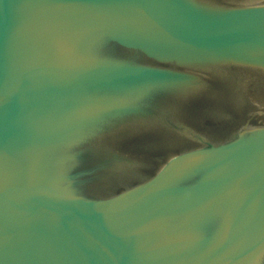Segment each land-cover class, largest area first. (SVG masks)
Instances as JSON below:
<instances>
[{
  "label": "water",
  "instance_id": "95a60500",
  "mask_svg": "<svg viewBox=\"0 0 264 264\" xmlns=\"http://www.w3.org/2000/svg\"><path fill=\"white\" fill-rule=\"evenodd\" d=\"M235 1L0 0V264H264L263 131L228 152L134 144L145 173L91 144L96 124L139 112L119 95L189 80L159 67L264 63V4ZM205 98L174 126L235 111Z\"/></svg>",
  "mask_w": 264,
  "mask_h": 264
},
{
  "label": "rangeland",
  "instance_id": "374dc122",
  "mask_svg": "<svg viewBox=\"0 0 264 264\" xmlns=\"http://www.w3.org/2000/svg\"><path fill=\"white\" fill-rule=\"evenodd\" d=\"M248 58L250 57L248 56ZM260 59L262 60L263 58ZM216 61L219 62L217 63ZM159 68L174 75L179 74L185 76L184 78H188L189 80H175L174 82L165 85H156L152 83L144 84L139 88H132V90L123 95V97L122 95H119L117 100L121 101L128 100V98L138 97L140 110L137 114H132L130 119L128 118L121 122H114L102 126L96 124L95 126L100 128L95 131L96 138L91 143L95 151H98V153H106L108 155H135L134 158H130L131 160L127 163L126 168L136 171L142 169L140 168L141 158H138L137 156L143 155L142 162L146 163V160L149 159L148 156L152 155V153L149 151L136 153L132 150V148H134L132 145L134 144L145 143L149 146L148 144H151L154 141H160L165 144L170 142L173 144L184 142L181 145H175L176 148L186 149L188 145L193 148L207 146L209 152L220 149H224L228 152L230 146H233L242 139H247L248 136L244 135H246L249 130L250 133L251 130L258 127L260 122L264 121V63L237 57L232 54L222 57L217 56L216 54H210L206 60H201L199 58L195 62L168 67L162 66ZM237 88L239 92L236 90ZM240 89L242 90V93H240ZM229 90H233V93L230 92L229 94H224V96L221 94L215 97V99L220 98L222 100L223 103H220L222 105L225 104L224 106L227 111L230 108H234V113L231 110V114L229 113V115H226L228 123L225 122L224 124H221L222 122L219 123L218 121L212 122L214 121V118H209V121L206 124L205 121H202L198 123L197 126L192 125L193 128H190L189 131H182L174 127V124L185 123L181 121L182 119H186L187 122L194 120L195 118L191 113H188V116H192L191 120H189L186 114L173 115L174 118H168L169 115L167 118H162L163 114H160L162 109L169 108L181 110L183 112H192L203 100V104L206 103L207 105V102L205 101L207 98L205 97L211 98L219 94L221 91ZM182 101L185 104L182 103ZM248 101H250L251 105L248 104ZM195 105L197 106L192 110L189 108ZM250 106L253 108H249ZM158 107H161L159 111ZM200 108L202 111L204 110L203 107ZM197 114L201 115L200 113ZM203 115L205 114L203 113ZM231 118L233 120H231ZM243 122L249 124L244 130L238 128ZM186 125L191 126V124ZM191 140L193 143H189ZM105 141H107L106 145H108L107 150H103L100 147ZM176 148H174V151ZM182 151H177L175 153L180 154ZM217 180H219V178H211L210 180H207V182L216 183Z\"/></svg>",
  "mask_w": 264,
  "mask_h": 264
},
{
  "label": "bare ground",
  "instance_id": "6f19581e",
  "mask_svg": "<svg viewBox=\"0 0 264 264\" xmlns=\"http://www.w3.org/2000/svg\"><path fill=\"white\" fill-rule=\"evenodd\" d=\"M241 0H238V2L236 3V1L234 2V4H235V7H236V5L238 6V8H242V5H244V4H246L247 2H248V4H254V5H260V4H264V1H258V0H242L243 2H240ZM263 2V3H262ZM229 3L230 4H232L233 2H231V1H229L228 2V5H229ZM260 26H257L258 28H260V29H263L264 30V22H262V24H259ZM243 60V59H242ZM222 61V60H221ZM236 61V60H235ZM217 62V61H216ZM219 62V61H218ZM217 62V63H218ZM216 63V64H217ZM222 64V63H221ZM206 65V64H205ZM219 65H220V63H219ZM205 67V66H204ZM206 67H207V65H206ZM216 67V66H215ZM226 68V67H225ZM234 68V67H233ZM189 70V69H188ZM217 70V69H216ZM227 70V69H226ZM192 73V72H191ZM197 73V72H196ZM202 73V72H201ZM42 74H44V72L42 71L41 72V74H39V76L40 75H42ZM202 74H204V73H202ZM217 75V74H216ZM199 77V76H198ZM202 77V76H201ZM216 77V76H215ZM194 78V77H193ZM252 79V78H251ZM254 79V78H253ZM255 79H256V77H255ZM195 80V79H194ZM40 81H43L42 79H38V81H34V79H33V82H34V85H35V88H36V83L37 82H40ZM235 81V80H234ZM206 82V81H205ZM247 82V81H246ZM253 82V81H252ZM255 82V81H254ZM190 83V82H189ZM191 84V83H190ZM214 84V83H213ZM222 84V83H221ZM72 85V84H71ZM77 85H79V83L77 82L76 84H73L72 86H74V87H77ZM204 85H205V83H204ZM215 85V84H214ZM222 85H224V84H222ZM226 85V84H225ZM255 86V85H254ZM223 90V89H222ZM237 91H238V88L236 89ZM235 90V91H236ZM233 91V90H232ZM232 91H221V92H219V94H217L216 96H214L213 98H215V97H217V96H219V95H221V94H223V96H224V94H229L230 92L231 93H233ZM242 90L240 89V93H242L241 92ZM239 92V91H238ZM236 93V92H235ZM239 93V94H240ZM243 94H245V93H243ZM242 94V95H243ZM238 95V94H237ZM236 96V95H235ZM184 97H186V96H184ZM184 97H183V99H184ZM189 97V96H188ZM56 98H58V97H56ZM197 99V98H196ZM185 101V100H184ZM188 101V100H187ZM177 103V102H176ZM182 103H184L183 101H182ZM204 103V102H203ZM175 104V103H174ZM181 104V103H180ZM185 104V103H184ZM189 104H190V102H189ZM189 106V105H188ZM197 105H195V106H191V107H189V108H191V110L194 108V107H196ZM222 106H224V105H222ZM199 107H203L204 108V110H205V108H206V103L205 104H200V106ZM249 108H251V107H249ZM248 108V109H249ZM195 111V110H194ZM185 112V111H184ZM193 112V111H192ZM201 112H204V111H201ZM191 113V112H190ZM230 113V112H229ZM192 114V116L195 118V119H198V117L200 116V115H198L197 114V112H194V113H191ZM187 115V117L189 118V120H191V117L192 116H188V114H186ZM202 116H204V115H202ZM214 116H216V115H214ZM233 118V117H232ZM231 118V120H233ZM176 119V118H175ZM202 119H203V117H202ZM174 121V120H173ZM214 121H218L219 123H221V124H224L225 122H227L228 123V120H226V116H224L223 118H221V117H216L215 118V120ZM236 121V120H235ZM226 123V124H227ZM235 123V122H234ZM257 123V122H256ZM176 124V123H175ZM232 124V123H231ZM253 124H255V123H253ZM258 124V123H257ZM227 125H229V124H227ZM249 124L247 123V122H243V123H241L239 126H241V127H239L238 126V128H241V129H246L247 127L246 126H248ZM264 124H262V127L261 128H259L260 127V125H258V129H260L261 131H263V135H264V126H263ZM136 126V125H135ZM187 126V125H186ZM192 126V125H191ZM190 125L189 126H187V127H184V128H186V131H189V129L190 128H192ZM251 126H253V125H251ZM175 127V126H174ZM246 127V128H245ZM132 128V127H131ZM134 128V127H133ZM174 129V128H173ZM242 130V131H243ZM174 131V130H173ZM238 131V130H237ZM250 131V130H249ZM255 131H257V130H255ZM254 133V129L253 130H251V132H250V134H253ZM242 134V133H241ZM170 142V141H169ZM189 143H193L192 142V140L189 142ZM215 146H217V145H215ZM155 147V146H154ZM149 148H151V147H149ZM152 148H153V146H152ZM176 148V147H175ZM205 150H206V153H208L209 151V149H208V147L207 146H205ZM234 162H232L230 165H229V167H233L234 166ZM136 171H138V173H145L146 171H142V170H136ZM121 179H122V177H121ZM124 181V180H123ZM122 183V180L120 181H116V182H114V184L115 185H118V184H121ZM108 185V184H107ZM117 225L116 223H107V222H105V225H101V226H109V227H113V225ZM92 225H95V223L93 222V224Z\"/></svg>",
  "mask_w": 264,
  "mask_h": 264
},
{
  "label": "flooded vegetation",
  "instance_id": "af4514ba",
  "mask_svg": "<svg viewBox=\"0 0 264 264\" xmlns=\"http://www.w3.org/2000/svg\"><path fill=\"white\" fill-rule=\"evenodd\" d=\"M251 101V100H250ZM250 101H248V103L250 102ZM251 108H253L252 106H250Z\"/></svg>",
  "mask_w": 264,
  "mask_h": 264
}]
</instances>
